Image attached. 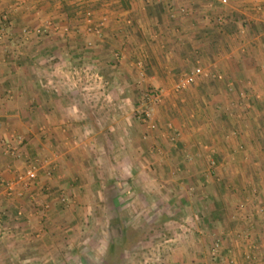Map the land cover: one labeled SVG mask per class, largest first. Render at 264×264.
<instances>
[{
    "label": "crops",
    "instance_id": "0c3cea01",
    "mask_svg": "<svg viewBox=\"0 0 264 264\" xmlns=\"http://www.w3.org/2000/svg\"><path fill=\"white\" fill-rule=\"evenodd\" d=\"M229 1L224 5L218 0H107L102 4L99 0H0V32H4L0 42V250L9 248L7 237L37 232L42 221L68 220L56 227L49 224L48 234L77 229L82 210L87 209L82 204L93 195L92 161L101 163L100 151L105 156L115 154L110 150L119 140L127 142L125 157L106 156L108 168L114 170L107 180L120 181L115 172L119 162L133 170L139 166L149 169V149L137 147L135 142L143 128L129 113L136 99L119 91L161 88L167 92L171 76L177 80L203 64L210 74L222 76L218 82L225 91L214 94L221 104L215 102L214 106L223 110L210 108L200 99L195 101L196 107L187 104L188 112L180 107L168 126L173 124L180 143L188 144L193 162L184 161L182 151L167 153L161 170L182 171L183 180L190 172L221 171L226 191L223 201L245 204L241 213L227 214L231 220L223 228L224 253L233 257V264H264V128L258 132L264 124V96L259 95L264 94V0ZM89 2L98 10L96 22L101 20L99 15H106L108 29L103 39L93 41L92 48L84 47L92 38L82 35V57L78 59L83 61L79 70L86 81L81 103L66 94L71 88L65 79L72 70L55 63L71 58L68 45L77 47L81 40L71 36L69 40L60 33L27 36L24 31L66 26L77 19V7ZM116 54L120 55L118 61ZM61 78L64 83L58 81ZM207 80L213 81L201 78L196 83ZM105 89L111 99L105 106L111 112L102 117L96 108L101 100L98 95ZM252 95L260 100L250 107ZM80 106L82 112H78ZM157 122L165 128L162 116ZM13 136L17 158L5 152V142ZM202 137L209 141L208 150L201 146ZM209 153L222 162H209ZM28 160H49L56 175L40 177L29 188L20 186ZM200 178L196 176V180ZM107 180V187L118 186L108 185ZM4 182L14 183L17 192L8 195ZM211 182L213 187L214 180ZM60 195L67 196L68 203L59 210ZM44 209L48 210L43 213ZM237 227L244 230L245 238L235 237ZM186 256H175L171 264H198L191 255ZM206 264L228 263L221 259Z\"/></svg>",
    "mask_w": 264,
    "mask_h": 264
},
{
    "label": "rangeland",
    "instance_id": "374dc122",
    "mask_svg": "<svg viewBox=\"0 0 264 264\" xmlns=\"http://www.w3.org/2000/svg\"><path fill=\"white\" fill-rule=\"evenodd\" d=\"M218 1L221 3L220 0ZM99 2L102 4L107 2V0H99ZM229 3L230 1L228 0L224 5H228ZM77 8V19L72 20V22L70 21V23L68 22L66 26L61 27L55 24L42 26L36 30L27 28L24 33L27 36L33 35L37 37H46L50 33H60V35H64L69 40H71L69 36L81 40L77 47L70 45L73 46L72 49H69L70 46L67 44V51L70 52L69 56L72 55L71 58L66 57L68 59L57 60L55 63H58L56 64L58 67L72 70L73 74L67 76L65 79L66 84L71 88V91H68L66 94H68L71 100L75 99L82 103V83H85L86 79L83 80L82 71L79 70H82L83 61L82 59H78V57H82V35L89 37L84 31L85 25L87 24L84 15L87 11H91L94 23H98L99 21H95V14L98 13V10L92 5V2H89L84 7L81 4ZM103 17L106 18V15H99L98 19H102ZM230 28L232 29L231 25ZM107 29L108 22L104 34L100 39H103ZM38 30L41 33H38ZM0 37H2L0 39L1 42L4 39V32H0ZM92 40L95 39L92 37ZM86 43L87 40L85 41L84 47L88 48ZM118 56L116 57L115 55L114 57L117 61L120 58L119 54ZM206 63H208L207 60ZM200 66L206 67L203 64ZM176 77H170L173 82L168 85L167 92L161 91V88L155 90L138 88L133 91H128V93L119 91L123 96L134 95L132 97L136 99L132 103L131 112L129 111V113L134 118L136 124L143 128V133H137L138 137L135 138V142L137 147L145 146L147 150L149 149L147 151V157L151 162L149 169H144L139 166L138 170H133L130 167H123L121 162H119L118 169L115 171L117 176L121 178L120 181H117L118 186H115V184L107 187L106 180L110 178L112 173L114 175V170L112 171L111 167L108 168V164L105 162L106 156L107 158L115 157L116 160L124 158L123 147L127 142L125 139L119 140L118 145L115 148L113 146L112 150H110L115 154L107 152L105 156L100 151V153H97L100 154V157L97 156L99 158L98 160H101V163L94 165L92 161L94 166L91 175L93 195L87 199L89 201L86 200L82 204L83 208H87L86 210H82V225L80 224L77 229L74 231L72 229L67 233H62L60 230H57L55 231V233L58 232L57 234H48L49 224H54L56 227L68 221H63L61 218L55 220L54 223H50V221L44 223L42 221L43 224H41L37 232L30 234L22 232L17 237L10 235L7 237L10 241L7 244L9 248L0 250V264H103L106 260L108 248H112L116 254H121L118 257V260L119 258L123 260L121 264H171L175 256H178V258L179 256L180 258L183 256L184 258L187 254L188 256L191 255V258H194L193 263L197 261L198 264L201 263L200 260L203 261V264H206L207 261L212 262V260L223 259L226 261L228 258L233 259L228 253V256L224 253L226 249H224L225 232L223 228L231 220L227 218V214L229 215L231 211L241 213L245 210V204L231 202L230 206L223 201V195L226 194V191L224 189L223 178H221V171L214 170L212 172V170H202L201 172H190L187 173L189 179L183 180L182 171L180 172L175 169L176 171L164 172V170H161L162 164L165 161V154L167 153L173 155V153L182 151V156H185L183 160L187 163L193 162V157L189 154V147H187L188 144L183 146L184 143H180V136L177 135L178 133L174 125L170 124L171 127L168 126L170 121L178 113V109L183 107L185 109L184 111L188 112L187 104L189 105V102H192L195 106V101L200 99L205 100L210 105V108H216L215 110L221 111L223 108L218 109L214 106L217 103L214 100V94L219 92L221 95L225 89L218 80L213 79V81L207 80L208 82L200 81L199 84L195 83L184 90H177L175 88L176 82L181 76H178L177 80ZM89 80L93 81L91 79ZM89 80L87 79V81ZM58 81L63 82L64 80L61 78ZM137 84L140 86L139 82ZM72 90L74 91L72 92ZM106 90H103L101 92L102 94L98 95V98H101V100L96 108L102 117L111 112L110 107L105 106L111 100L110 94ZM148 91H156L159 95V100L155 103L143 104L142 98ZM262 94L259 93L260 97L264 96ZM165 96L170 99L168 98V101H166L168 103H162L161 105V101H163ZM259 98L252 95L248 100L249 106L252 107L253 104H256L255 100H260ZM217 105L221 104L217 103ZM144 110H149L151 113L152 121L148 124L143 123L140 118ZM79 111L82 112V107L78 108ZM158 116L163 117L165 122L163 125L165 128L159 127L157 122ZM256 123L259 124L260 122L257 121ZM102 126L104 127L105 124L102 123ZM262 127L264 128V124H260L261 129L259 128L258 132H262ZM107 136L108 138L110 137L109 135ZM162 140L164 142H161ZM107 142L110 145L112 144L111 140L108 141L107 139ZM200 142L203 149H209L210 144L205 137H202ZM192 149L195 150L194 147ZM184 151L186 152L184 153ZM17 154V156L12 157H19V153ZM206 155L209 156V162H214L215 165L222 162V159L217 160V158H213L211 153ZM25 162H27V166L21 178L20 186L29 188L35 180L27 179V170L32 164L41 166L45 162L44 160L42 162L40 160H32L30 162L28 160ZM50 165L52 167L51 175L40 171L36 180L43 176L52 179L56 175L54 165L51 163ZM198 175L202 176V178L196 180V176ZM213 180L215 185L211 187V181ZM128 181L129 185L127 183ZM161 183L166 185V187L163 188ZM3 184L5 186L7 185L5 182ZM12 185L15 186L14 183ZM208 187H211V189ZM17 188L15 186V191L13 192H17ZM136 190H139L140 193H137ZM99 191H102V193L100 194ZM58 198L60 210L67 205L68 197L60 195ZM46 210L48 209H44L43 213ZM164 216L169 218L173 217L174 220L161 223V219ZM43 218L46 217L44 216ZM77 221L80 223L79 218ZM125 223L129 224L138 235L134 238L132 237L130 240L126 239L125 243L120 246L118 244V238L122 233ZM235 231L236 238H245L242 234L244 232L243 229H238L237 227ZM217 242H219L221 249L219 256L215 257L212 255V247ZM198 246L202 248L201 251L196 250ZM182 248H186L185 251H181Z\"/></svg>",
    "mask_w": 264,
    "mask_h": 264
},
{
    "label": "built area",
    "instance_id": "2783aa9c",
    "mask_svg": "<svg viewBox=\"0 0 264 264\" xmlns=\"http://www.w3.org/2000/svg\"><path fill=\"white\" fill-rule=\"evenodd\" d=\"M222 4H226L228 0H220ZM85 20L87 22V24L85 25L84 31L85 33L89 36V37H93L94 39H100L103 34H104V30L107 27V20L105 17H103L98 23H94L93 20V14L91 11H87L86 14L84 15ZM6 16H3V21L6 20ZM67 30V29H66ZM38 33H41L40 30H38ZM2 37H0L1 39ZM93 41L92 39H89L87 41V46L88 48L93 46ZM116 57H119L118 54H116ZM201 78H210V79H216V80H222V76L221 75H214V74H210L209 72H207L203 67L196 66L191 72L186 73L184 75H182L176 82V86L175 88L177 90H184L190 86H192L193 84H195L199 79ZM143 104H147V103H155L159 100V95L156 91L153 92H147L144 94L143 98ZM140 118L142 119V122L145 124H148L149 122L152 121V117H151V113L149 110H144L142 112V115L140 116ZM13 142H15V138L14 136L11 138V140L5 142V152L6 154L10 155V156H17L18 151L16 149V147H14ZM40 171H43L44 173H46L47 175H51V171H52V167L50 165V163L45 162V164H42L41 166L38 165H31L29 167V169L27 170V179L28 180H36L38 178V175L40 173ZM6 190L8 195H11L13 193V191H15V186L12 184H7L6 186ZM220 244L219 242L215 243L212 247V255L215 257H218L220 254ZM226 262L228 264H233L234 260L232 258H228L226 259Z\"/></svg>",
    "mask_w": 264,
    "mask_h": 264
},
{
    "label": "trees",
    "instance_id": "16d2710c",
    "mask_svg": "<svg viewBox=\"0 0 264 264\" xmlns=\"http://www.w3.org/2000/svg\"><path fill=\"white\" fill-rule=\"evenodd\" d=\"M118 180L116 179H110V180H107V184L108 185H111V184H115L117 183ZM137 193L140 191L139 190H136ZM168 220H174L173 217H167V216H164L162 219H161V223L165 222V221H168ZM138 235V233L132 228L129 226V224L125 223L123 225V230H122V233L120 235V237L118 238V244H120V246L123 245V243H125L126 239L127 240H130L132 237H136ZM116 255V256H115ZM121 254H116L112 248H108L107 252H106V260L103 264H121L122 263V259L119 258L118 260V257H120ZM114 257H116L115 259H113Z\"/></svg>",
    "mask_w": 264,
    "mask_h": 264
}]
</instances>
